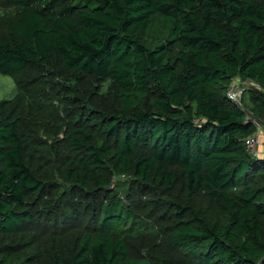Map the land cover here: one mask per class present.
Here are the masks:
<instances>
[{
  "label": "trees",
  "instance_id": "obj_1",
  "mask_svg": "<svg viewBox=\"0 0 264 264\" xmlns=\"http://www.w3.org/2000/svg\"><path fill=\"white\" fill-rule=\"evenodd\" d=\"M74 1L0 0V264H263L264 0Z\"/></svg>",
  "mask_w": 264,
  "mask_h": 264
},
{
  "label": "rangeland",
  "instance_id": "obj_2",
  "mask_svg": "<svg viewBox=\"0 0 264 264\" xmlns=\"http://www.w3.org/2000/svg\"><path fill=\"white\" fill-rule=\"evenodd\" d=\"M74 6H85L87 8H95L96 7V2L95 1H83V0H75L73 2ZM163 19L158 17V23H162ZM161 31V29L159 30ZM159 31L156 30H152L151 31V35L148 36V39L150 41H156L157 38L160 36V34L158 33ZM239 84V88L241 87V89L243 90V93L246 92L247 90H252L254 87L251 83H246L243 84L241 82L240 79L238 81ZM243 98L241 100V102L244 100H247L246 94L242 95ZM17 98V90L14 84V81L6 75L0 74V102L1 101H12L14 99ZM261 128H260V133H262V136H264V124L260 122ZM27 234L24 235H19L18 237H13L12 241L13 243H15L17 240L18 241H24L27 240ZM80 233L77 231H73L71 232L69 235H67L66 237H63L65 241L64 243H70L71 241H73L76 237H79ZM31 237V235H30ZM37 240V238H30V240L28 241L29 244L25 245L24 243H21V245L18 246V250L20 249H24V248H29L30 250L27 251L24 255H27L29 253L28 259L31 260H36L38 261L37 264H48V260L51 257V252H50V245H51V240L49 241H44V242H40L41 240H38L37 242H35ZM3 240L0 239V242H2ZM36 245H35V244ZM33 245V246H32ZM17 251V250H16ZM57 251V249H56ZM15 256V254H14ZM15 258V257H14ZM264 264V263H263Z\"/></svg>",
  "mask_w": 264,
  "mask_h": 264
},
{
  "label": "built area",
  "instance_id": "obj_3",
  "mask_svg": "<svg viewBox=\"0 0 264 264\" xmlns=\"http://www.w3.org/2000/svg\"><path fill=\"white\" fill-rule=\"evenodd\" d=\"M239 79L234 78L227 89L226 95L228 99L233 102L234 104L238 105L239 107H242V95L243 90L241 87L239 88L238 81ZM243 84H246L245 82H241ZM251 123L254 127V131L251 135L245 138L244 145L246 148V151L253 157H263L264 158V136H262V133H260V122L256 119L251 118Z\"/></svg>",
  "mask_w": 264,
  "mask_h": 264
},
{
  "label": "water",
  "instance_id": "obj_4",
  "mask_svg": "<svg viewBox=\"0 0 264 264\" xmlns=\"http://www.w3.org/2000/svg\"><path fill=\"white\" fill-rule=\"evenodd\" d=\"M252 90H253V91H258L256 88H253Z\"/></svg>",
  "mask_w": 264,
  "mask_h": 264
}]
</instances>
